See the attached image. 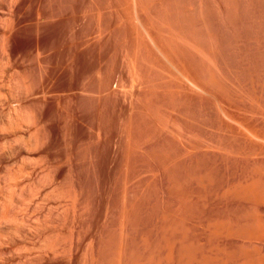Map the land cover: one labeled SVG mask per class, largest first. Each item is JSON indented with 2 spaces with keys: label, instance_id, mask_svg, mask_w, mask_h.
Returning a JSON list of instances; mask_svg holds the SVG:
<instances>
[{
  "label": "bare ground",
  "instance_id": "1",
  "mask_svg": "<svg viewBox=\"0 0 264 264\" xmlns=\"http://www.w3.org/2000/svg\"><path fill=\"white\" fill-rule=\"evenodd\" d=\"M72 1L0 0L13 264H264V0Z\"/></svg>",
  "mask_w": 264,
  "mask_h": 264
},
{
  "label": "rangeland",
  "instance_id": "2",
  "mask_svg": "<svg viewBox=\"0 0 264 264\" xmlns=\"http://www.w3.org/2000/svg\"><path fill=\"white\" fill-rule=\"evenodd\" d=\"M68 1H69V0H68ZM70 1H72V0H70ZM75 1H76V2H75L74 4H77V1H79V0H75ZM65 3H66V4H69L70 2H69V3L65 2ZM72 3H73V1H72ZM78 3H80V1H79ZM66 6H69V5H66ZM103 14H104L103 17L109 21L110 17H109V19H108V18H107L108 15H107V17H106L104 11H103ZM107 20H106V21H107ZM66 24H67V23L65 22V29L67 28V26H69V25L66 26ZM21 42H22V41H19V43H21ZM108 43L110 44V41H109ZM108 43H107V44H108ZM109 44H108V45H109ZM126 88H128V87H126ZM0 92H2V93H0V96H1V94H3L5 91H4V90H3V91L1 90ZM117 99H118V98L115 99V100H116L115 102H118V104L116 103V105H115V103H114L115 106H118L117 108L115 107L116 109H118V108L121 107V106H120L121 103L119 102V101H121V100L118 101ZM119 99H120V98H119ZM119 104H120V105H119ZM122 104H124V103H122ZM114 105H113V106H114ZM0 106H3V103H2V104L0 103ZM3 107H4V106H3ZM118 110H119V109H118ZM0 117H1V116H0ZM1 119H2V118H1ZM1 119H0V120H1ZM0 137H1V136H0ZM1 139H2V138H0V142L4 141V143L6 144V141L3 140V139L1 140ZM2 143H3V142H2ZM2 143L0 144V148L2 147L1 145L4 144V143H3V144H2ZM0 172H1L0 178H3L5 174H4L1 170H0ZM18 176H19L18 174L15 175V177L18 178V180H20V179H19L20 177H18ZM16 178H14V179H12V180L15 181ZM9 181H10V180H9ZM9 181H8V177H7V182H8V183H11V182H9ZM7 182H6V183H7ZM8 183H7V184H8ZM13 184H14V183H13ZM13 184H12V185H13ZM7 187L10 188L9 185H7L5 188L7 189ZM25 190H27V189H25ZM94 193H96V194H94V195H95V198H97L98 200H101L100 197L98 196L97 188H96V190H95ZM99 193H100V192H99ZM96 195H97V196H96ZM35 198H36V197H33V199H35ZM36 199H37V198H36ZM97 199H96V200H97ZM31 202H32V201H31ZM14 205H15V204H14ZM14 205H13V206H14ZM14 207L16 208V206H14ZM15 208H13V210H14ZM11 209H12V208H11ZM11 209H10V210H11ZM28 209H29V210H28ZM28 209H27V210H28L27 212H28V214L30 213L31 216H34V215L36 214V212H34V210H33L34 208H33V209H32V208H31V209L28 208ZM13 210H12V212H13ZM15 210H16V209H15ZM30 210H31V212H30ZM32 210H33L34 214L32 213ZM32 214H33V215H32ZM95 214H96V213H95ZM95 214H93V215H95ZM30 215H29V216H30ZM95 216L97 217L98 214H96ZM34 217H35V216H34ZM93 217H94V216H93ZM96 217H95V218H96ZM34 219H35V218H34ZM1 237L3 238V235H1ZM1 237H0V239H1ZM4 237H5V235H4ZM6 237H8V236L6 235ZM6 237H5V240H4V238L0 240V250H1V251L3 250V252L0 251V254H1V255H2V253H3L2 256L0 255V260L3 261V262L6 260L5 263H6V262L8 263L9 260H8L7 257H9V259H10L9 262H11V260H12V263H11V264H13V262H15V259H14V258L20 253V251H22V249H20V248H23V251H24V248H25V247L23 246V243H22V247H21L20 245H18V246H20V248H19V250L17 249V245H16V244H19V243H17V239H18V241L21 240V238H20L19 236L17 237V239H15V240H16V244L13 243L14 239L12 238V239H13V241H12V239H11L10 237L8 238V241H9V242L12 241V242H10V243H9V242H6V241H7ZM9 239H11V240H9ZM2 241H3V242H2ZM14 242H15V241H14ZM19 242H20V241H19ZM11 243H13V244H11ZM10 244H11V245H10ZM20 244H21V243H20ZM15 245H16V249H15ZM12 247H14L15 251L18 250L19 252L17 251L18 253H14V249H12ZM2 248H3V249H2ZM5 248H6L7 250H6ZM11 249H12L13 251H11ZM9 251L11 252V255H10V252H9ZM23 251H22V252H23ZM4 252H5V255H6V256L4 255ZM6 253H7V254H6ZM15 255H16V256H15ZM3 256H5V260H4V257H3ZM12 256H13V257H12ZM13 260H14V261H13ZM15 263H16V262H15ZM15 263H14V264H15ZM8 264H10V263H8Z\"/></svg>",
  "mask_w": 264,
  "mask_h": 264
}]
</instances>
